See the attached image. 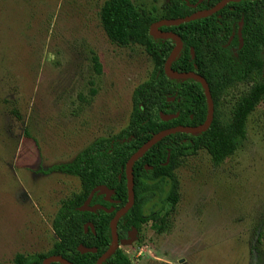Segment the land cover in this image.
Returning a JSON list of instances; mask_svg holds the SVG:
<instances>
[{"label": "rangeland", "instance_id": "1", "mask_svg": "<svg viewBox=\"0 0 264 264\" xmlns=\"http://www.w3.org/2000/svg\"><path fill=\"white\" fill-rule=\"evenodd\" d=\"M103 1L0 0V264L51 249L53 219L81 185L50 169L126 127L133 91L153 73L141 45L109 41ZM166 2L133 0L155 16ZM175 177L177 202L118 241L130 264H264V100L231 156L216 165L200 150Z\"/></svg>", "mask_w": 264, "mask_h": 264}, {"label": "trees", "instance_id": "2", "mask_svg": "<svg viewBox=\"0 0 264 264\" xmlns=\"http://www.w3.org/2000/svg\"><path fill=\"white\" fill-rule=\"evenodd\" d=\"M221 0H167L159 16L148 10H138L133 0H104L98 16L109 41L119 47L130 42L141 45L153 63V73L138 84L132 95L133 109L129 122L117 134L100 137L79 151L74 159L50 169L79 179L81 191L62 201L52 228L55 241L47 253L24 256L16 254L10 264H42L50 255H60L72 264H95L109 247V223L114 212L127 201L125 163L152 136L176 126H197L207 116V101L201 83L192 78L172 79L164 72V63L174 47L169 38H154L150 25L159 19H172L209 9ZM264 0H237L227 3L212 15L161 30L178 34L182 47L172 62L177 72L192 71L206 80L213 101V119L206 130L198 133L175 132L166 135L138 157L132 165L134 202L117 222L118 241L125 239L132 228L156 218L165 204L178 200L175 169L180 161L205 150L214 164H220L240 146L246 134V121L256 106L264 100ZM243 20L241 39L238 23ZM233 29L235 33L232 35ZM191 48L194 56L191 55ZM92 66L102 72L99 57L92 53ZM244 88L235 96L238 85ZM231 97L228 111L222 105ZM172 98V99H170ZM159 112L177 113L163 121ZM168 156L167 164H164ZM150 166V169H145ZM97 185L114 190L108 203L98 195L92 202L114 211H79L89 192ZM160 205H158V202ZM91 222L94 232L84 224ZM164 217L155 230H162ZM79 244L95 247L96 252L80 253ZM50 264H61L52 262ZM102 264H130L119 248Z\"/></svg>", "mask_w": 264, "mask_h": 264}, {"label": "water", "instance_id": "3", "mask_svg": "<svg viewBox=\"0 0 264 264\" xmlns=\"http://www.w3.org/2000/svg\"><path fill=\"white\" fill-rule=\"evenodd\" d=\"M231 1H237V0H221L218 2L216 5L209 9H203L196 11L190 15L184 16V17H179V18H172V19H159L155 22H153L150 25L149 32L150 35L153 36L154 38H169L174 41V47L171 50L170 54L168 55L165 63H164V72L165 74L172 78V79H186V78H192L197 81H199L203 87L204 94L206 97L207 101V116L205 121L197 126H176V127H171L168 129H165L163 131H160L159 133L155 134L152 136L149 140H147L142 146H140L133 154L130 155V157L127 159L125 163V176H126V188H127V201L126 203L116 210L114 212L113 217L110 220L109 227H110V233H111V243L109 247L98 257L97 261L95 264H102L104 260H106L117 248L118 245V236H117V222L118 220L129 210V208L132 206L134 202V191H133V174H132V165L133 162L142 154L148 150L150 146H152L155 142L159 141L166 135H169L171 133L175 132H186V133H193V134H198L204 130L207 129V127L211 124V121L213 119V101L211 97V93L209 90L208 83L202 77L201 75L192 72V71H186V72H177L174 69H172L171 65L173 60L176 58L178 55L179 51L181 50L182 47V41L181 38L178 34L174 32H169V31H163L161 30L162 26H168V25H177L183 22H187L190 20H194L200 17H205L208 15H212L222 9L227 3ZM243 25V20L241 19L238 23V36L240 39V43H242L241 39V27ZM263 25H264V16H263ZM191 55L194 56L193 49L191 48ZM172 99V98H170ZM159 116L163 121H168L170 119H173L177 117V113L175 114H167L163 112H159ZM168 156L167 155L166 161L164 164H167L168 162ZM150 166H145V169H150ZM103 195L104 199L109 201V202H115V200L111 199V196L114 194V190L111 188H108L106 185H97L95 186L88 194L84 202L77 207L79 211H90V212H96L99 209L104 210L107 213H111L114 211V207L111 206L109 208H106L105 206L101 204H90L91 199L93 198L94 195ZM88 228H90L94 232V228L92 223H86L84 224V231H87ZM77 251L80 253H85V252H96L97 249L95 247H85L82 244H79L77 246ZM52 262H59L61 264H72L70 261L67 259L63 258L60 255H50L46 257L42 264H50Z\"/></svg>", "mask_w": 264, "mask_h": 264}, {"label": "flooded vegetation", "instance_id": "4", "mask_svg": "<svg viewBox=\"0 0 264 264\" xmlns=\"http://www.w3.org/2000/svg\"><path fill=\"white\" fill-rule=\"evenodd\" d=\"M234 33H235V30L233 29V31H232V35H233ZM98 196H100V197L102 198V200H104L105 202H108V203H110V204L115 203V202H112V203H111V202L105 200L104 197H103V195H98ZM90 204L93 205V204H101V203H95V202H92V199H91ZM86 223H91V222H86ZM86 223H85V224H86ZM85 232H86V231H85Z\"/></svg>", "mask_w": 264, "mask_h": 264}]
</instances>
